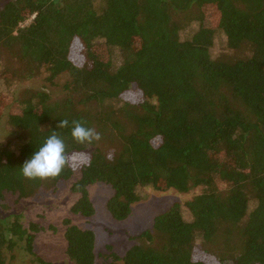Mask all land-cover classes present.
I'll list each match as a JSON object with an SVG mask.
<instances>
[{"label": "trees", "instance_id": "trees-1", "mask_svg": "<svg viewBox=\"0 0 264 264\" xmlns=\"http://www.w3.org/2000/svg\"><path fill=\"white\" fill-rule=\"evenodd\" d=\"M218 33L240 55L214 56ZM0 61L6 85L66 78L60 97L29 90L0 101L20 131L18 154L0 141V264L20 252L29 264H52L35 251L46 228L3 210L8 195L17 205L55 191L76 169L72 212L86 218L96 184L112 189L107 210L117 221L142 188L198 191L185 204L189 220L175 203L107 264H264V0H0ZM76 120L101 139L74 142ZM53 131L87 160L54 179H24L20 167ZM63 225L69 262L96 264V234Z\"/></svg>", "mask_w": 264, "mask_h": 264}, {"label": "rangeland", "instance_id": "rangeland-1", "mask_svg": "<svg viewBox=\"0 0 264 264\" xmlns=\"http://www.w3.org/2000/svg\"><path fill=\"white\" fill-rule=\"evenodd\" d=\"M211 20L216 21V16L211 17ZM197 27V23H194L193 29L196 30ZM190 32V29H188L185 35H189ZM226 45V36L223 33H218L215 38V44L212 47L213 55L223 57L238 54L231 51ZM98 50L104 58L107 57L106 48L99 47ZM239 53L244 55V51ZM120 60L119 52L115 51V62L118 63ZM3 69L4 64L0 61V71ZM65 81V77H60L57 79V86H50L46 82L45 73L20 85H6L3 80H0V101L3 104L4 101L2 99L6 98V92L12 93L16 97H21L29 90H45L51 93L54 98H57L61 96L62 87L60 86ZM5 109L3 107L0 110V112H4L2 118H0V141L4 144H10L11 149L18 154L20 148L18 136L20 131L9 125L7 116L9 115V110ZM86 160V156L83 155L75 157V162L78 165ZM79 177V169H76V173L70 182H61L55 191H42L36 197L24 199L17 205H15L13 196H7L6 203L9 208L3 210L6 215L19 214L25 226L29 222H38L46 228V231L37 236L35 251L52 264H71L64 254L66 239L63 221L65 219H70L73 225L92 230L96 234V264H107L106 257L110 253H116L121 257L124 256L127 250L136 244V237L153 227L155 217L168 211L175 203L183 205L184 211H186L184 216L189 220L191 216L185 208V204L198 193L196 191L192 194H179L174 190L156 191L152 188H142L140 192L141 196H143L142 200L133 205L130 217L124 221H117L113 219L107 210V202L113 194L112 189L103 184H96L89 187L90 197L95 207V215L86 218L72 212V206L77 201L78 196L71 192L70 186ZM51 225L57 227V232L48 229ZM17 256L12 264H29L31 260L23 252L18 253Z\"/></svg>", "mask_w": 264, "mask_h": 264}, {"label": "clouds", "instance_id": "clouds-1", "mask_svg": "<svg viewBox=\"0 0 264 264\" xmlns=\"http://www.w3.org/2000/svg\"><path fill=\"white\" fill-rule=\"evenodd\" d=\"M68 120H61L57 128L68 126ZM71 136L78 144H92L101 139L100 133L94 128L85 127L82 121L72 122ZM75 160V155L66 152V146L55 131L47 137L44 144L34 152L30 159L20 167L21 175L26 180H47L58 177L70 162Z\"/></svg>", "mask_w": 264, "mask_h": 264}]
</instances>
